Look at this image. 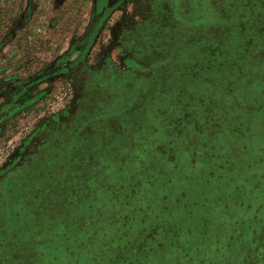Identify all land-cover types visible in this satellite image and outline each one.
<instances>
[{"label": "rangeland", "instance_id": "obj_1", "mask_svg": "<svg viewBox=\"0 0 264 264\" xmlns=\"http://www.w3.org/2000/svg\"><path fill=\"white\" fill-rule=\"evenodd\" d=\"M235 260L264 264V0H0V264Z\"/></svg>", "mask_w": 264, "mask_h": 264}, {"label": "crops", "instance_id": "obj_2", "mask_svg": "<svg viewBox=\"0 0 264 264\" xmlns=\"http://www.w3.org/2000/svg\"><path fill=\"white\" fill-rule=\"evenodd\" d=\"M247 150H244V148H236V150H232L231 152H227L226 154L224 153H221L219 155V164L223 166V168H227L225 163L229 160H233V158H237L238 157V153L242 152V155L244 156L245 153ZM252 158L254 159L255 157L252 156ZM257 159V158H256ZM239 163H240V160H239ZM223 168H219V169H223ZM224 175V174H222ZM208 181H210L209 179H207ZM207 231V229L205 231H203V234ZM189 232H192L191 230ZM206 238V235H202V237L200 238V242L203 241L204 239ZM181 242H180V245L184 246L185 248L187 247H190L193 245V243H196L197 241V238L192 236V235H189L187 236H183L182 239L180 238ZM249 257V256H248ZM236 262L233 261V264ZM225 263H227V260L225 261Z\"/></svg>", "mask_w": 264, "mask_h": 264}, {"label": "trees", "instance_id": "obj_3", "mask_svg": "<svg viewBox=\"0 0 264 264\" xmlns=\"http://www.w3.org/2000/svg\"><path fill=\"white\" fill-rule=\"evenodd\" d=\"M194 122H196V126L198 127V123H199L198 120H196V121H194Z\"/></svg>", "mask_w": 264, "mask_h": 264}]
</instances>
